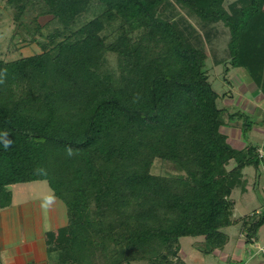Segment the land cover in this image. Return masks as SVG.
<instances>
[{
	"label": "trees",
	"instance_id": "obj_1",
	"mask_svg": "<svg viewBox=\"0 0 264 264\" xmlns=\"http://www.w3.org/2000/svg\"><path fill=\"white\" fill-rule=\"evenodd\" d=\"M3 2L10 40L29 31L22 45L41 52L0 58V208L12 186L48 182L68 208L46 235L54 264H186L181 239L212 255L239 224L256 243L264 211L234 218L232 195L264 158L229 142L223 127L245 136L253 122L218 106L207 64L245 68L264 92V0ZM156 160L179 174H155Z\"/></svg>",
	"mask_w": 264,
	"mask_h": 264
},
{
	"label": "rangeland",
	"instance_id": "obj_2",
	"mask_svg": "<svg viewBox=\"0 0 264 264\" xmlns=\"http://www.w3.org/2000/svg\"><path fill=\"white\" fill-rule=\"evenodd\" d=\"M235 0H226L228 5ZM1 17H0V58L4 60L17 59L20 56H31L33 54L41 52L39 47L36 45H22L21 38L25 36L30 39L31 32L22 31L20 34L10 40L11 35L14 31V22L12 19V9L8 7L4 2L1 4ZM188 22H190L196 30L202 31L199 21L196 17H190L186 11H180ZM32 13L28 12L23 16V21L28 23L32 17ZM50 21V17H43L39 19V22L44 25ZM47 27V26H46ZM49 28L51 26L49 25ZM111 62L115 65V56L110 57ZM207 67L209 69L210 81L212 82L215 90L220 93L221 98L218 100V106L225 108L229 113H235L238 111H244L250 116V121L253 122L252 130L248 131L245 136L242 133L241 123H231V126L223 127L224 132L232 133L229 140L233 146L242 148L251 142L256 146L264 148V133L260 129L264 130V97L261 101H258V105L254 111L244 109L240 105V101L243 97V93L249 92L255 86L252 75L245 68H238L233 70L237 75H241V83L237 77H224L223 66L213 67V62L208 61ZM232 75V74H231ZM229 75V76H231ZM224 78L226 82L224 81ZM255 85V86H254ZM256 89V88H255ZM261 96H264L262 88H258ZM226 93V95H224ZM257 128V130H255ZM230 130V131H228ZM235 134H238L234 138ZM233 136V137H232ZM233 162H230L228 166H232ZM264 164L262 165V167ZM152 171L155 174L171 175L179 174L177 170L169 162H163L156 160ZM248 192L241 191V189H235L232 198L236 202L235 216L243 217L244 214L250 215L254 213H261L264 211V171L260 172L262 175L259 180H256L257 172L253 167L245 170ZM259 174V175H260ZM51 191L47 181L32 182L27 184H16L10 188L11 193L15 197V201L22 202L20 206H24L26 200L32 205L38 203V198L44 196ZM247 190V186L245 188ZM245 192V193H244ZM234 217V218H236ZM241 225L232 226L224 229V232L230 236V243L227 245L224 251H218L212 255H203L197 251L195 243L202 242L203 238H183L181 239V256L183 257L186 264H262L264 263V253L260 251L264 249V226L258 232V240L253 244H246L245 238L243 237ZM53 255V254H52ZM56 255L54 254L53 257ZM2 254L0 255L1 260H4ZM5 264V262H3ZM129 264H148L146 261H134Z\"/></svg>",
	"mask_w": 264,
	"mask_h": 264
},
{
	"label": "crops",
	"instance_id": "obj_3",
	"mask_svg": "<svg viewBox=\"0 0 264 264\" xmlns=\"http://www.w3.org/2000/svg\"><path fill=\"white\" fill-rule=\"evenodd\" d=\"M226 76L230 78L233 76L237 77L240 80L239 84L242 82L240 79L241 75H237L233 68L228 71ZM255 88H252L246 94L243 93L240 101V105L250 112L259 106L258 101H261L264 97L261 96L256 86ZM260 130L264 133L263 129ZM227 134L230 139L232 133L227 132ZM237 136L238 134H235L234 138ZM229 141L236 142L234 140ZM234 147L237 148V146ZM259 151L264 158V148L259 146ZM263 171L264 166L262 167L261 165L256 172L260 174ZM261 176L260 174V178ZM248 187L247 185L245 192H248ZM38 200L35 206L26 200L25 205L22 207L20 206L22 202L15 201L12 193L11 205L6 208H0V255L2 254L3 258L5 257L4 260H1L2 264H4L3 262L5 264L55 263L54 254H49L47 250L46 235L49 232L57 231L67 226L68 208L61 199L54 196L52 189L51 191L49 190L48 194L40 196ZM234 217H236L235 211Z\"/></svg>",
	"mask_w": 264,
	"mask_h": 264
},
{
	"label": "built area",
	"instance_id": "obj_4",
	"mask_svg": "<svg viewBox=\"0 0 264 264\" xmlns=\"http://www.w3.org/2000/svg\"><path fill=\"white\" fill-rule=\"evenodd\" d=\"M260 251H261L262 253H264V249H263V248H261Z\"/></svg>",
	"mask_w": 264,
	"mask_h": 264
}]
</instances>
